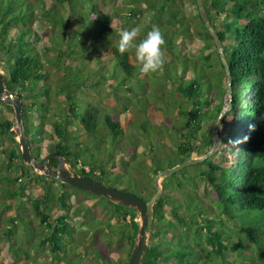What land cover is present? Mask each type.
Returning a JSON list of instances; mask_svg holds the SVG:
<instances>
[{"label":"trees","instance_id":"obj_1","mask_svg":"<svg viewBox=\"0 0 264 264\" xmlns=\"http://www.w3.org/2000/svg\"><path fill=\"white\" fill-rule=\"evenodd\" d=\"M115 1H121V4L118 5ZM176 1L0 0V68L5 71V86L22 102L23 129L30 151L38 160L43 159L40 157V142L44 134L43 126L47 122L45 117L51 109L54 97L61 96L66 103L69 115L67 117L71 121L62 124L61 121L52 123L50 120L53 135L58 141L50 145L46 156L57 152L68 158L70 168H74L82 157L91 158L93 166L88 170L83 167L77 170L88 178L104 180L108 174L114 173L115 164L111 158L114 153H119L114 143L123 135L119 122L113 119L112 111L107 112L103 110L104 107L88 102L84 113H81L80 106L87 101L84 96L90 90L86 88V76L87 79L95 77L99 83L95 82V85L103 84V89L106 88L111 95L117 96L111 88L113 81L118 79V70L122 72L123 78H139V83L142 79L161 77V81H155L151 93L160 101L168 97L170 107L165 106V114L172 115L174 112L176 118L187 128L182 134L184 142L177 144L174 140L172 143L177 149L159 157L164 160L169 156L168 159L174 161L171 167L190 158L191 141L198 137L200 128L204 127L201 134L203 141L210 135L209 131L216 124L223 108L226 68L198 12L196 16L201 30L199 35L207 42L206 46H213L218 69H214L212 58L208 54L200 56L201 64L198 63V56L193 59L184 56L180 48V38L190 36L187 32L189 24L177 8ZM202 2L208 23L220 38L232 87L231 107L221 117L220 146L213 155L195 165L196 175L206 179L221 206V217L208 216L202 209L194 208L195 204H189L186 211L181 212V203L166 191L172 189L181 192L186 187L185 184L190 185L193 180L187 179V173L183 174L182 169L165 178L166 181L174 177L175 186L171 188V184H162V193L153 206L155 216L154 231L150 238L152 244L148 246L141 264H264V0ZM123 12L127 13L124 14L122 30L127 29V26L129 30L135 28L133 20L138 21L142 13L151 15L149 22L142 27L144 32L136 39L137 43L154 26L160 29L165 41L161 46L162 58L166 54L170 61L163 58L162 67L156 72L140 73L137 64L129 61L131 49L123 54L117 51L118 40L115 41V37L120 34L117 33L113 21L122 19ZM33 24L50 31V34L46 38L41 37ZM88 32L92 33V44L84 42ZM94 54L97 56L93 57ZM91 62H94L92 67ZM44 63H50L63 71L57 90H49L47 84H42L48 76L43 69ZM95 63L105 71H109V64H112L110 66L115 67L112 77L106 79L103 74L105 71L93 68ZM123 82L121 80L118 85ZM124 90L129 89L125 87ZM138 92L144 93L146 90L138 87ZM247 92L251 93L250 101L243 98ZM215 99L218 100L215 105L210 104ZM96 101L99 100L95 99L94 102ZM186 101L190 102L189 106L185 105ZM99 102L102 105V101ZM150 108L154 110L153 107ZM123 111L128 110L126 108ZM31 112L37 114V126L32 124L34 117ZM73 123H77L78 129L86 134L98 133L92 145L82 142L81 146L79 137L71 135ZM0 130L5 138L15 143L10 124L1 123ZM234 132L237 138L233 137ZM144 136L151 139L149 132ZM105 142H109L107 150H103L101 146ZM132 144L134 148L137 146L135 140H132ZM206 145H212V140H207ZM70 146L74 150H70ZM230 147L236 149L230 153ZM92 149L100 155L107 153L111 159L110 164L99 158L94 161ZM3 152L8 155L9 161L14 159L21 162L16 147L9 152ZM120 162L125 163L123 159ZM155 162L156 167H151L154 176L164 170ZM49 164L55 167L57 161L50 159ZM97 171L98 174L95 173ZM3 178L8 179L7 176ZM32 178L28 175L19 180L18 195L22 197L24 193L30 192ZM37 178L46 177L38 175ZM51 181L57 183L59 201L66 207L65 191L76 189L53 179ZM43 189L42 197L34 198L32 205L41 223L49 228L44 243L49 245L50 251L54 254L69 251L73 257H65L64 264H87L86 257L92 255L96 257L97 264H109L98 250L81 249L79 244L72 246V250L66 248L61 241L64 234L68 235L63 217H58L56 223L49 222V212L52 210L49 203L56 194L51 191V185L47 182L43 184ZM129 192L147 201L154 190L148 197L139 194L138 188ZM184 195L186 206L194 199L190 191H185ZM105 201L110 218L124 219L127 214L135 215L132 209L106 199ZM166 212L172 218L171 221L165 217ZM228 223L233 228H229ZM106 226L108 231L116 232L117 242L126 240L133 247L138 225L132 217L128 224L118 222L113 227L107 221ZM22 231L26 234L24 225ZM12 234L13 229L10 227L6 231L7 239ZM104 235L108 244L113 241L109 234ZM8 241L3 255L4 261L7 264H29L27 251L11 239Z\"/></svg>","mask_w":264,"mask_h":264},{"label":"rangeland","instance_id":"obj_2","mask_svg":"<svg viewBox=\"0 0 264 264\" xmlns=\"http://www.w3.org/2000/svg\"><path fill=\"white\" fill-rule=\"evenodd\" d=\"M115 2L118 5L121 4V1ZM176 5L181 15L184 17V20L188 21L189 24V29L187 32L190 36L186 35L185 37L180 38V48L182 49V53L189 59H193L195 56H198L199 64L202 63L200 56L208 54L212 58L211 60L212 64L214 65V69L217 70V61L213 46H206L207 42L201 37V35H199V32L201 31L200 22L196 16L197 7L194 0H177ZM126 13L127 12H123V20L121 18H117L113 21L118 34H120L122 31L121 25L124 21V14ZM149 16L151 15L142 13L139 15L138 21H136V19L133 20V22H135L133 24L136 26L135 29L137 31L136 39L139 38L144 32L142 27H144L145 24L149 22ZM128 27L129 26H127V29ZM33 28H35L43 38H46L50 34V31L39 27L37 24H33ZM115 38V41L119 39L118 36ZM92 40V33L88 32L87 38L84 40V42L89 44L92 42ZM96 56V54L93 55V57ZM163 58L167 62L170 61L166 54L163 55ZM129 61L131 64H137L134 58V49H131L130 51ZM70 62L75 61L70 60ZM91 63L92 64L90 67L94 65V62ZM110 65L112 64H109V71H105L104 69L98 67L97 63H95V67L93 68L99 69V71H105L103 74L105 75L106 79H110L113 75V71L115 70V67ZM43 69L47 72L48 76L42 84H47L49 90H57V86L60 84L63 71L58 70L50 63H44ZM0 73L5 75V71L1 68ZM117 73L118 79L113 81L114 85L111 88L112 91L117 93V96L115 97L114 94L111 95L110 92H107L105 90L106 88H102L103 84L99 86L95 85V82L98 83V80L95 77H90L87 79L88 77L86 76L84 78V80H86V88H89L90 90L85 93L86 96H84V100L87 99V101L82 103L83 105L80 106V109L82 107V111H80L81 113H84L85 106L89 103L96 106H101L102 108L104 107L103 110H107V112L112 111L113 119L119 122L123 130V135L114 143V146L118 149L119 153H114L111 158L115 164V171L114 173L111 172L112 174H108L106 179L100 181H102L105 185L114 187L118 190L127 189L126 192L133 191L134 188H138L139 194L144 197H148L154 190L150 184L152 178L154 177L151 167H156L155 161H157L158 165L164 170L173 168L171 166L174 165V161L172 159H168L169 156H166L164 160H162L163 158L160 159L159 157H163V153H170L177 149V147L172 143L174 140H176L177 144L184 142L183 140H185V138L182 136V134L187 131V128L185 124L181 123L179 119L176 118L174 112L172 115L165 114V106L170 107L168 97L164 100H161V102L157 98H154V94L151 93L155 81H161V77H151V80L142 79V81L139 83V81H137L139 78H123L121 71L118 70ZM121 80L124 81L123 84L118 85ZM40 86L41 83H39L38 87ZM124 86L129 90H124ZM169 86L170 84L167 85V87ZM138 87H140L142 90H146V92L139 93ZM108 93L110 95H108ZM21 94L27 97L26 94ZM243 98L247 101H250L251 93L247 92ZM55 99L58 101H55ZM95 99L102 101V105L99 101L94 102ZM217 101V99L212 100L210 101V104L215 105ZM222 101L223 105L228 101L226 94L224 95ZM185 103L187 106L190 105V102L186 101ZM210 104L209 108H211ZM8 107L10 106L0 102V124H10L11 131L13 132L12 136L15 140V143L9 141L4 137L2 130H0V264H7V261H4L3 255L5 254V249L7 248L9 242L8 239L20 244L27 251L30 262L29 264H64L65 257H73L69 251L54 254L50 251L49 245L44 243V239L49 232V228L46 224H42L38 216H36L35 209L32 205V200L34 198L42 197L44 193L43 184L45 182L51 185V191L56 194L54 200L49 203V206L52 209L49 212L51 216L49 222L56 223V219L58 217H63L64 223L67 224L66 231L68 235L64 234V236L61 237V241L64 242L66 248L69 247V249L72 250V246L79 244L81 249H95L100 251L103 258L108 260L109 264H127L132 248L126 240H123L120 243L117 242L116 232L108 231L106 222L109 221V223L113 224V227H115L118 222L128 224L130 217H132L134 222L139 225L140 221L138 213L134 210L135 215L132 216V214H127L124 219L120 217L110 218L109 212L105 207L106 201L104 198H98L78 190L65 191L67 194V198L65 199L66 207H63L58 198L59 194L56 190L57 183L52 182V179L48 176H45L46 178L44 179H38V175H44L38 171H34L31 165L24 164L22 160L21 162L14 159L9 161L8 155L3 152V150L9 152L15 147L19 151V130L15 121L14 110L12 107ZM150 107H153L154 110ZM126 108L128 111L124 112L123 110H126ZM228 109H230V107L227 108V110ZM30 114L34 117V119L31 118L32 124L37 126L39 123V119L36 118L37 114H34V112H31ZM67 116L69 115L67 112L66 103L63 101V98L61 96L57 98L54 97L51 102V109L48 111V114L45 117L47 122H45V125L43 126L44 134L42 135V141L40 142L41 158L44 159V157H47L46 155L49 152L48 149L50 145L55 144L58 141V139L53 135L50 120H52V123L61 121L63 124L66 121H71ZM146 120H148L150 124L146 123ZM78 128V124L73 123L70 129L72 130L71 135L79 137L81 146L82 142L88 146L92 145L94 137H96L98 133L93 132L86 134ZM203 128L204 127L200 128L198 137L191 141L192 153L190 154V158H202L212 146L210 145L208 147L206 142L207 140H212L213 143L214 127L210 129V135H207L204 141L201 138V134L204 132ZM148 132L151 135L150 140L144 136ZM141 134H143L145 139ZM233 137L237 138L236 132H234ZM81 139L83 141H81ZM132 140H135L137 143L135 148L132 144ZM101 146L103 150H107L109 148V142H105ZM141 148L144 150H141ZM235 149V147H230V153ZM70 150H74V147L70 146ZM151 150L152 152H150ZM94 151V149L91 150L94 161L99 158L102 159V162H109L110 164L111 159H109L107 153L100 155ZM65 158L68 160L67 157ZM121 159H123L125 163L120 162ZM195 165L196 164L186 166L181 170L183 174L185 172L187 173V179L192 178L191 180L193 181L190 185L185 184L186 187L183 188L181 192H175L171 189L166 191V193H169L173 199L181 203V212L184 210L186 211L189 204H195L194 208L202 209L208 216L213 215L216 217H221V206L217 203L216 197L207 184L206 179L202 176L199 177L196 175L197 171L195 170ZM91 166H93V160L89 157H82L73 169L77 171L83 167L85 170H88V168ZM95 173L98 174V171ZM28 175L33 177V186L29 193H24L21 197L17 194L18 182ZM3 176H7L8 179H4ZM165 178L161 179L159 182L161 189L162 184L164 183L169 185L171 184V188H174V177H171V179H167L166 181ZM185 191H190L194 199L191 200L186 206L184 195ZM154 194L155 190L152 196ZM153 215L155 216L154 209ZM165 217L170 221L172 220V218L168 215V212L165 213ZM23 225L26 228V234H24L22 231ZM10 227L13 229V234L11 238L7 239L6 231ZM225 227L226 226H224V228ZM229 228H233V226L230 224ZM153 231L154 227L152 224V228L148 237V246L152 244L150 242V238ZM104 234H109L113 241L108 244ZM86 262L87 264H97L96 257L93 255L92 257H86Z\"/></svg>","mask_w":264,"mask_h":264},{"label":"water","instance_id":"obj_3","mask_svg":"<svg viewBox=\"0 0 264 264\" xmlns=\"http://www.w3.org/2000/svg\"><path fill=\"white\" fill-rule=\"evenodd\" d=\"M195 4L197 6L198 15L205 28L209 31L212 37V42L215 45L216 50L218 51L220 58L226 68L225 94L228 97V101L223 105L218 120L214 125V139L209 151L202 158H189L174 166L173 168L162 170L157 173L152 178L150 183L155 190V194L147 201L131 192L118 190L114 187L105 185L100 180L88 178L79 174L73 168H70V166L68 167L69 163L67 159L64 156L59 155L57 152H53L44 159L38 160L30 151L29 141L23 129L21 118L22 102L18 96L14 95L5 86V75L0 73V102L12 107L14 110L15 121L19 130L18 147L22 162L24 164L31 165L34 171H38L44 176H48L61 184L68 185L69 187L78 191L104 198L117 205L133 209L138 213L140 222L127 264H141L142 258L148 250V237L154 219L153 206L162 192V189L159 185L160 180L179 172L186 166L202 162L204 159L210 155H213L217 151L221 142V132L219 130L221 129L220 117L227 111V108L231 107V76L222 53V44L220 38L218 37L216 31L212 29L208 23L206 10L202 0H195ZM11 134H13L12 131ZM50 159H55L57 161L55 167H52L49 164Z\"/></svg>","mask_w":264,"mask_h":264},{"label":"clouds","instance_id":"obj_4","mask_svg":"<svg viewBox=\"0 0 264 264\" xmlns=\"http://www.w3.org/2000/svg\"><path fill=\"white\" fill-rule=\"evenodd\" d=\"M136 37L135 28L123 29L119 35L117 51L123 54L129 49H134V58L139 72L143 74L156 72L164 63L161 46L165 41L160 29L154 26L138 43Z\"/></svg>","mask_w":264,"mask_h":264}]
</instances>
